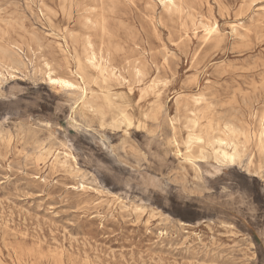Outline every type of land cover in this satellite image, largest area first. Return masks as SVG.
<instances>
[{"label":"rangeland","instance_id":"1","mask_svg":"<svg viewBox=\"0 0 264 264\" xmlns=\"http://www.w3.org/2000/svg\"><path fill=\"white\" fill-rule=\"evenodd\" d=\"M174 1L0 0V264H264V0Z\"/></svg>","mask_w":264,"mask_h":264},{"label":"bare ground","instance_id":"2","mask_svg":"<svg viewBox=\"0 0 264 264\" xmlns=\"http://www.w3.org/2000/svg\"><path fill=\"white\" fill-rule=\"evenodd\" d=\"M163 5L169 9H174L176 8V3L174 0H160ZM180 1V0H179ZM258 1V0H257ZM256 1V2H257ZM181 2V1H180ZM255 2V1H254ZM255 2V3H256ZM261 2V1H260ZM264 2V1H263ZM258 3V2H257ZM252 6V4H250ZM219 8V7H218ZM241 8V7H240ZM248 8H249V5H248ZM214 9V8H213ZM250 9V8H249ZM248 9V10H249ZM262 9V8H261ZM93 10V9H92ZM242 10H243V7H242ZM259 10V9H258ZM239 11V10H238ZM237 11V13H234L235 14H238L239 12ZM245 11V10H244ZM40 12V11H39ZM219 12V11H218ZM62 13V12H61ZM243 13V11H242ZM251 13V12H250ZM41 14V13H40ZM223 14V13H222ZM225 14V13H224ZM228 14V13H227ZM243 16V15H242ZM245 16V15H244ZM260 16V15H259ZM236 17V16H235ZM239 17V16H238ZM224 18V17H223ZM229 18V17H228ZM240 18V17H239ZM240 20V19H239ZM253 20V19H252ZM258 21V20H257ZM255 23V22H254ZM243 24V23H242ZM23 27V26H22ZM103 27V26H102ZM205 27V34H206V38H210L211 36H213L214 34H216L218 32V28L216 27V23L212 26H204ZM244 28V27H243ZM103 29V28H102ZM233 29V28H232ZM231 29V30H232ZM242 30V29H240ZM96 31V30H95ZM104 31V30H103ZM107 31V30H106ZM247 31V30H246ZM254 31V30H253ZM232 32V31H231ZM242 32V31H241ZM236 33V31H235ZM244 33V32H243ZM246 33V32H245ZM204 34V35H205ZM233 35V34H232ZM239 36V34H237ZM244 36V34H242ZM249 35V34H247ZM112 36V35H111ZM235 36V34H234ZM233 36V37H234ZM246 36V35H245ZM108 37V36H107ZM110 37V36H109ZM232 37V36H231ZM237 37V36H235ZM242 37V36H240ZM240 37H237V38H240ZM111 38V37H110ZM113 38V37H112ZM236 38V39H237ZM243 38V37H242ZM242 38H240L241 40L239 41H242ZM249 38V37H248ZM103 39V38H102ZM247 39V38H246ZM233 40V39H232ZM235 40V39H234ZM245 41V40H243ZM249 41V40H248ZM237 42V41H236ZM247 43V42H245ZM245 45V44H244ZM252 45V44H251ZM250 45V46H251ZM89 46V45H88ZM243 46V45H242ZM111 47V46H110ZM246 47V46H245ZM237 48V47H236ZM239 48V47H238ZM241 48V47H240ZM239 48V49H240ZM244 48V47H243ZM247 48H248V44H247ZM246 48V49H247ZM254 48V47H253ZM91 49V48H90ZM233 49V48H231ZM238 49V50H239ZM249 49V48H248ZM101 50V49H100ZM242 50V49H241ZM251 50V49H250ZM249 50V51H250ZM124 51V50H123ZM232 52V51H231ZM242 52V51H241ZM92 53V52H91ZM261 53V52H259ZM22 50H20L19 47L17 46H11L10 48L8 49H5L4 50V55H6L13 64H16L17 66H24L23 62L20 60V55H22ZM234 54V53H233ZM156 55V54H155ZM242 56V55H241ZM261 56V55H260ZM149 57V56H148ZM168 57V56H167ZM236 57V56H235ZM114 58V56L112 57ZM250 58V57H249ZM256 59V58H255ZM258 59V58H257ZM44 59H42L43 61ZM145 61V60H144ZM89 65H91V67L99 70L102 74L104 73L105 71V68L104 66H102V64L99 62V60L97 59V56L95 53H92L90 59H89ZM246 62V61H245ZM248 62V61H247ZM262 63V62H261ZM264 63V62H263ZM47 65V64H46ZM261 65V64H260ZM147 66V65H146ZM149 66V65H148ZM128 68V67H127ZM253 68V67H252ZM250 68V69H252ZM19 69V68H18ZM12 66H8L6 69L3 68V67H0V88H1V85L3 84V82L10 78L12 81H15V80H20L19 77L16 75V71L18 70ZM233 69V68H232ZM237 69V68H236ZM239 69V68H238ZM258 71V70H257ZM225 72V70H224ZM224 72L223 75H224ZM256 72V71H255ZM261 72V71H260ZM75 73V72H74ZM115 73V72H114ZM112 73V74H114ZM135 73V72H134ZM142 73V71H141ZM110 74L112 77L113 75ZM80 75V74H79ZM104 75V74H103ZM107 75V74H106ZM226 75V74H225ZM102 76V75H101ZM46 82H47V85L52 87V88H61V89H64L65 91H68V92H71L73 94H76V93H79L80 95V98L82 100V103H83V108L89 110V111H94V105L89 101L88 99V90L86 88V86H82L80 82L78 81H73V80H70V79H67V78H62V77H58V76H55L54 73L51 71V69L48 71L47 73V76H46ZM82 80V82H84V78L83 76H79ZM103 77V76H102ZM141 77V76H140ZM238 77V76H237ZM261 77V75H260ZM111 78V77H110ZM109 78V79H110ZM117 78V77H116ZM108 79V78H107ZM142 79V77H141ZM239 79V78H238ZM118 80V79H117ZM260 85V84H258ZM243 93V92H242ZM147 94V93H146ZM244 94V93H243ZM243 96V95H242ZM243 100V99H242ZM169 101V100H168ZM201 100L199 99H195V102L196 103H200ZM220 102V101H219ZM120 106V105H119ZM184 106V105H183ZM222 108V107H221ZM19 112V111H18ZM96 112V111H95ZM241 112V111H240ZM118 117V116H117ZM105 118V117H104ZM119 118V117H118ZM127 122H129V119L127 116H124L123 117ZM122 119V118H120ZM124 121V120H123ZM240 121V120H239ZM245 126V125H244ZM194 127L196 128L197 127V122L195 121L194 122ZM64 128V127H63ZM62 129V128H61ZM103 129V128H101ZM66 130V129H65ZM75 131V130H74ZM144 131V130H143ZM226 133H235V131L233 129H231L229 126H225V135ZM126 136V135H125ZM70 137V136H69ZM124 137V136H123ZM127 138V137H126ZM203 137H200L198 136L195 131L189 135V140L191 141V143H193V141H195L196 143H202L203 142ZM245 139V138H244ZM209 144L213 147V150H214V154H215V157H216V160L220 163V164H226V163H229V164H232L234 165L236 163L237 160L240 159V151H239V148H238V145L233 142L232 140H230L229 138V135L226 137H215L213 138L212 140L209 141ZM256 145L257 147L261 150V151H264V118L262 119V123H261V130L259 131V134L257 135L256 137ZM118 146V145H117ZM65 155V158L66 159H69V158H72L74 159L70 154H67V153H64ZM180 155V154H179ZM182 156V155H180ZM40 157V156H39ZM189 157V156H188ZM187 157V158H188ZM58 158V156H56V159ZM185 158V157H184ZM190 158V157H189ZM201 162V161H200ZM196 163V162H195ZM203 163V162H202ZM251 163V162H250ZM57 165V163H56ZM225 168V167H224ZM223 169V168H222ZM227 169V168H226ZM233 169V168H232ZM231 169V170H232ZM236 171V170H235ZM183 173L187 174L186 172L183 171ZM218 173V172H217ZM66 174V173H65ZM62 176V175H61ZM188 177V175H187ZM217 177V176H216ZM221 177V176H220ZM176 178V177H174ZM182 179V178H181ZM182 181V180H181ZM184 181V180H183ZM196 181V180H195ZM42 182V181H41ZM176 182V180H175ZM235 182V181H234ZM236 183V182H235ZM44 184V183H43ZM237 184V183H236ZM45 185V184H44ZM48 186V185H47ZM85 188V187H84ZM210 188V187H209ZM198 189V188H197ZM199 190V189H198ZM49 191V190H48ZM81 191V190H80ZM218 192V191H217ZM220 192V191H219ZM234 192V191H233ZM201 193V192H200ZM186 194V193H185ZM202 194V193H201ZM221 194V193H219ZM196 195V193H195ZM199 195V194H198ZM216 195V194H215ZM214 195V196H215ZM188 196V195H187ZM193 196V195H192ZM217 196V195H216ZM201 199V198H200ZM105 201V200H104ZM146 209V208H145ZM155 212H153L154 214ZM157 213V212H156ZM55 215V214H54ZM156 220V219H154ZM153 220V221H154ZM219 221V220H218ZM148 225V224H147ZM181 225H185V224H181ZM226 227V226H225ZM108 228V227H107ZM230 228V227H228ZM210 230V229H209ZM219 235V234H218ZM196 237V236H195ZM201 241V240H200ZM185 243V242H184ZM85 247V246H84ZM107 247V246H106ZM238 247V246H237ZM112 252V251H111ZM113 253V252H112ZM120 255V254H119ZM142 256V254H141ZM101 261V260H100ZM153 262V261H152ZM239 263V262H238ZM86 264V263H85ZM156 264V263H155Z\"/></svg>","mask_w":264,"mask_h":264}]
</instances>
